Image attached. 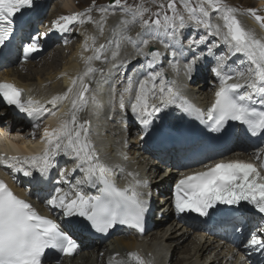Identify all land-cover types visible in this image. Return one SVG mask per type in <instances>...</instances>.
<instances>
[{
	"label": "snow or ice",
	"instance_id": "1",
	"mask_svg": "<svg viewBox=\"0 0 264 264\" xmlns=\"http://www.w3.org/2000/svg\"><path fill=\"white\" fill-rule=\"evenodd\" d=\"M181 3L188 13V21L203 27L208 35H222L223 42L228 45L229 51L232 54H243L248 62L246 70L236 71L234 76L222 71L225 67L223 59H220L217 67L212 69L219 79L220 86L215 93L214 101L207 109V122L210 124L208 130L211 133H222L228 122L233 121L246 126V130L252 136L264 135V39L258 38L253 30L246 29L236 16L238 10L227 5L224 0H198L195 7L190 5V0H181ZM33 4L34 0H0V46L10 42L15 33L16 20L29 11ZM112 6L120 7L127 17H130L121 18L118 26L123 30H127L129 25L139 20L145 33L164 29L170 36L175 37L177 30L185 27V16L177 9L176 0H168L167 5L161 4L154 13V19L144 18V14L149 10L143 5L134 7L126 3L121 5V0H113ZM100 11L102 16L98 22V28L102 35L108 9L101 7ZM248 11L264 27V17L258 15L256 10ZM212 13L217 14L222 24L211 22ZM82 15L76 13L61 16L54 21V28L60 32H66L70 25L86 22L84 18H81ZM86 19L87 22H93L90 15ZM127 39L132 40L131 37ZM206 41L207 36L190 39L189 48L193 45L205 44ZM142 43L147 46L149 41L143 40ZM105 47V44H101L95 48L93 55L85 58V64L89 66L83 75L72 80V86L68 88L64 96L53 97L50 101L55 106L57 101L66 99L67 94L73 92L79 81V88L71 101V109L65 114L70 118L62 119L59 125L51 130L45 129L44 137H42L45 145L43 151L31 156L22 158L12 156L8 159L22 161L23 165H28L41 175H45L55 167L53 163L55 157L60 153L65 154L75 161L72 174L82 172L83 176L76 181L75 185H72L74 189H77L74 198H69L71 193L56 188V194L51 196L48 203L62 209L66 217L85 218L97 232H106L117 223L131 225L142 232L146 202L139 199V194L131 185L122 189L110 179L111 170L100 162L95 146L89 138L91 121L78 122L76 115L88 104L87 93L90 91V85L85 82V77L93 75L96 71H103L90 65L93 60L101 58ZM116 48L119 49V44ZM38 49V37L31 38V42L23 48L24 58L27 59ZM85 49L87 50V45ZM208 51L211 53L212 49L209 48ZM141 54L155 58L160 55V52L156 50ZM118 55V51L112 53L113 57ZM172 55L175 56L176 53L173 52ZM198 59L199 57H195L186 66L189 73ZM149 67H152L151 61ZM172 68L176 70V65L173 64ZM157 80L159 84L156 83ZM174 83L168 80L163 72H151L147 79L139 82L138 88H134L132 79L129 77L128 86L119 95V107H125V93L134 92V100L129 99L131 111L147 128L163 108L176 104L177 100L181 99L178 92L171 86ZM22 93L23 89L14 83L0 81V97L8 105H14L29 116L48 111L38 101L31 98L22 99ZM254 98L262 106L260 109L254 105ZM156 99L159 103L151 102ZM177 107L185 113H195L196 119L205 122L203 110L195 108L186 99ZM12 167L15 168V164ZM262 168L264 163L258 168L252 162L230 160L217 162L203 171L183 175L175 185V208L181 213L191 211L200 216H209L210 211H214L218 205L239 207L241 202H246L259 214L264 215V171L260 170ZM16 170L23 172L25 176L33 175L32 171L25 170L23 166ZM61 178L68 182L64 173H61ZM136 183L147 186L146 182L136 181ZM81 185L97 188L99 194L85 195L82 190H79ZM261 237H264V231L253 232L246 247H255L264 251V239ZM75 249V242L60 229L55 221L38 214L29 202L19 198L5 182L0 181V264H42L46 251L56 250L63 255H72ZM129 255L139 261V264H144L138 254L129 253Z\"/></svg>",
	"mask_w": 264,
	"mask_h": 264
},
{
	"label": "bare ground",
	"instance_id": "2",
	"mask_svg": "<svg viewBox=\"0 0 264 264\" xmlns=\"http://www.w3.org/2000/svg\"><path fill=\"white\" fill-rule=\"evenodd\" d=\"M51 1H53L52 8L47 9L46 12L40 14V19H42V24L44 26L40 28L38 23L37 26H34L35 23L30 21V24L32 23V28L30 29V26L28 27V31L40 38L41 46L46 49V52L40 57L35 58L36 60L39 58L37 62L33 59L29 63L19 65L17 67L18 70L11 69V71H8L5 67L1 69L2 72L0 73L5 76H8L10 73H12L13 76L14 73L18 77L17 79L28 83L26 86L34 85V99H37L38 102L48 110H52L56 105L65 103L60 111H51L48 114H45V112H41L39 115L33 114V117L41 115H46L48 117L47 124L44 126L45 128L54 121L59 124L62 119L69 117L65 114L69 113L71 107H69V101H66V99L57 101V104L53 106L50 103L53 98L43 95L39 90L48 94L49 91H46V84H48L50 87L49 90L53 88L54 93H56L54 97L64 96L68 88L72 86V80L75 79L77 71L88 67L85 64V58L91 56L95 48L99 47L101 44H105L106 47L103 50L101 58L96 61L93 60L95 62L92 67L103 70L102 72L96 71L93 74L94 78H99L100 75H104L110 80L109 87L106 89V110L102 117L97 119V115L100 113V107L98 106L100 95L97 89L91 87L90 91L87 93V106L76 113V115H79L77 117L78 122H83L84 120L91 121L89 138L95 146L100 162L111 170L109 174L110 179L115 182L117 187L123 189L131 185L129 184V174L134 173L135 170L140 173L145 172L149 175L151 186L157 187L158 183L164 181L165 177L168 176H165V169L172 167L177 162H171L167 156L155 159L153 155L150 157L147 155L149 153L144 145L143 137L141 136L142 132L145 130V126L142 125L140 121L135 122V119L137 118L136 115L132 113L131 105L129 103L130 98L134 100V92L131 96H129L128 93H125L124 108L119 107V95L123 92L124 88L128 86V78L132 76L133 78L131 79L134 88H138L139 82L147 79L151 72H163L168 80L174 81L175 83L171 86L176 92H178L181 99H178L176 104L163 108L162 111L153 118V123L149 125V128L151 129L153 127L154 130H157L162 126L158 123L155 124V121H163L166 114H170V117H174L176 113L178 116L180 114L184 115V112L177 107V105L182 103L184 99L189 103L190 101H208L209 97L214 93L213 88H216L219 84V81H215L210 75L212 69L217 67V64L212 61L211 56L218 53L208 52L209 42L212 39H209L207 36L206 43L196 47L197 51L195 52L194 58L199 57V59L193 66L191 73H189L186 66L194 58L188 54L184 55L182 53L183 51L178 47L180 37L177 36V38L167 39L163 32H158L157 30H153L151 33H145V30L140 26L139 20H137L136 23L129 25L127 30H123L118 26L121 18L130 17H127V14L124 13L120 7L110 6L106 3L102 6L108 9L106 23L104 24V32L101 35L98 28V22L102 16L99 8L96 12H91L90 14L93 22H88L89 26L86 30V35L84 36L86 38L82 44V46H84L83 49L80 48L79 38L75 35L76 31L74 32L73 27L71 26H69V30L66 32H60L58 30L60 35L65 36L62 37L64 41L52 39L46 41L48 36L52 37V34L57 31L54 28V21L58 20L61 16L71 15V13L74 12L72 9L75 8L72 6L78 5V3L70 5V0H48V5ZM107 1L108 0H89V2H87V0H85L84 3L90 5L97 2V5H102ZM46 2L47 0H34L31 9L42 12L39 6L45 5ZM250 2L251 0H245L242 7L244 9L248 8ZM75 10L77 11L80 9L76 8ZM48 11L53 17L47 14ZM27 14L28 11L25 12L23 16H26ZM82 14L81 18H84L85 20L87 16H89L88 14ZM242 22L246 29L253 30L258 38L264 39V28L260 24L247 18H243ZM216 23L222 24V21L218 19L217 15L214 16L213 21V24ZM113 29H115V31H113ZM189 29V27H185L182 30L183 35L188 36L190 34ZM200 32L203 34L201 30ZM138 33H140V35H138ZM93 37L95 39H93ZM127 37H131L132 40L129 41ZM212 38L214 39V37ZM81 39H83V36ZM143 40L149 41L147 46L142 43ZM75 41H78V43L73 45L68 44V42L73 43ZM109 41L111 42L109 43ZM151 42L158 44L160 48V55L158 57L153 58L152 56L141 54L142 52L146 53V49ZM117 44H119V49L116 48ZM85 45H87V50L85 49ZM166 45L168 46L166 47ZM114 51L119 52L117 57L112 56ZM173 52L176 53L175 56L172 55ZM67 53L69 54L68 56ZM186 57L188 60L185 59ZM136 59L139 60L132 66L122 68L118 78L113 80L112 73L114 71L121 68L122 65H128L129 61L134 62ZM150 61L152 62V67H149ZM142 62L148 66L143 67L140 74L134 73L135 70H138L137 68L141 67ZM96 63H98L97 66H95ZM173 64L176 65V70H173ZM32 66L37 69L42 67L46 72H42L41 74L37 69H32ZM20 67L23 68V71ZM28 70H32L33 72L29 74ZM222 71L233 76L235 74V72H231L227 67H224ZM125 73L127 75L126 78L123 79ZM200 79L201 81L198 82ZM156 83L159 84V80H157ZM76 90L77 89H73V92L69 94L75 93ZM117 91L119 92L116 93ZM211 92L212 94L209 95ZM93 97H95V99H93ZM151 102L159 103L158 99L151 100ZM114 109L115 112L113 111ZM0 117L5 118L1 119L0 123H2V126L10 132L9 138L19 137L18 133H21L24 134L23 143H27V145L33 144L38 147L36 150H42L44 148L45 145L43 139L36 143H34V138L27 140L28 135L26 136V134L30 129L29 123H25V126L19 122V120L3 116L1 113ZM98 122H101L102 124L101 134L97 129ZM44 128L42 130H44ZM173 133L174 131L172 130L168 132V134ZM3 139L8 141L6 137ZM13 147L15 149L17 148L15 145H13ZM232 147V153L241 151L236 145ZM27 152L30 155H33L36 151L33 147V150ZM115 153H118L119 156H116ZM54 161L58 164V172L66 174L68 178L74 182V185L78 179L82 178L83 173L76 172L72 174L75 161L68 156L58 154ZM26 168L28 171H32L34 175L35 169H32L28 165ZM168 173L170 174L171 171ZM33 175H12L13 186L17 188L23 197L24 193L31 192L32 199H37L38 195H41L38 200L40 204L43 203L44 200L48 202L53 194L45 187V185H50L52 181H50V178H43L44 192H41L39 190L41 188L37 185ZM59 178V176L55 177V179ZM32 186L36 189L32 188ZM88 186L94 196L99 194L98 189L93 188L90 185H81L80 189ZM23 189L26 190L24 193ZM165 203H167V201H165ZM159 209H161V211H155L152 217H145L146 222L144 224V230L148 232L146 235V243L144 242V244L149 246L146 258H149V260L155 264L160 257L158 252H161L163 256V261L159 264H230L229 261L226 260V250L229 249L231 252L239 253L236 250L237 247L233 246L224 248L213 238L206 237L201 232H191L190 228L184 223L173 218V213L167 205H161L159 206ZM144 230L141 233H143ZM139 238L140 237L136 236L131 231H121L114 236L113 243L115 244L116 249H112V252H115L116 250L122 252L124 250L131 251L132 249H135L139 245L137 242L141 241ZM228 243L229 241H226V246H228ZM87 250H92V254L89 255L88 258L93 257L92 255L96 256L94 244H86L84 247V253ZM243 256L247 260L252 259L251 256L244 251L243 254L239 253L238 258ZM91 259H88L87 264H94V260ZM78 260L79 258L74 261V264H76ZM97 264L101 263L98 261ZM262 264H264V262Z\"/></svg>",
	"mask_w": 264,
	"mask_h": 264
},
{
	"label": "rangeland",
	"instance_id": "3",
	"mask_svg": "<svg viewBox=\"0 0 264 264\" xmlns=\"http://www.w3.org/2000/svg\"><path fill=\"white\" fill-rule=\"evenodd\" d=\"M77 1H78V0H70V2H71L70 5H75V4L77 3ZM84 1H85V0H84ZM108 1H110V0H108ZM108 1H107V2H108ZM229 1H231L232 4L237 3L238 1H240V3L245 2V0H229ZM87 2H89V0H87ZM249 5H251V4H249ZM52 6H53V5H52ZM52 6H51V8H52ZM78 7H80V9H81L82 6H81V5H78ZM98 7H100V5H99V6L92 7V8H90L89 10H90V12H92L93 9L98 8ZM51 8H50V9H51ZM40 26H41V24H40ZM86 30H87V28H86V27H83V26H79L77 29H75V31H76V34H75V35L78 36L79 40L81 39V36H82L83 32H85ZM80 35H81V36H80ZM77 43H78V41H75V42L72 43V45H73V44H77ZM187 44H189V42H187ZM57 53H58V52H57ZM68 55H69V54L67 53V56H68ZM38 60H39V59H38ZM38 60H37V61H38ZM37 61H36V62H37ZM32 69H37V68H35V67L32 66ZM37 71L40 72L41 74H42V72H46V70H43L42 67H41V68L39 67V68L37 69ZM28 72H29V74H31V72H33V71H32V70H28ZM34 72H35V71H34ZM48 83H49V82H48ZM46 88H47L46 91H48L49 88H50L48 84H46Z\"/></svg>",
	"mask_w": 264,
	"mask_h": 264
}]
</instances>
